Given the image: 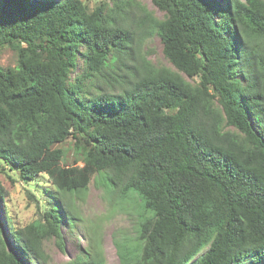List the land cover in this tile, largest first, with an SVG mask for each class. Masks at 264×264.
<instances>
[{
	"label": "trees",
	"instance_id": "trees-1",
	"mask_svg": "<svg viewBox=\"0 0 264 264\" xmlns=\"http://www.w3.org/2000/svg\"><path fill=\"white\" fill-rule=\"evenodd\" d=\"M152 2L161 18L141 0H0V53L17 57L0 65V174L55 187L15 247L0 233V264H45L52 238L67 253L65 199L93 179L152 213L138 260L114 242L120 264H264V0ZM153 36L172 68L143 53Z\"/></svg>",
	"mask_w": 264,
	"mask_h": 264
},
{
	"label": "rangeland",
	"instance_id": "rangeland-1",
	"mask_svg": "<svg viewBox=\"0 0 264 264\" xmlns=\"http://www.w3.org/2000/svg\"><path fill=\"white\" fill-rule=\"evenodd\" d=\"M82 1L93 9L99 2L109 0ZM141 2L158 17L163 16L154 7L152 0ZM162 49L160 38L153 36L144 46L143 53L156 66L172 68ZM16 61L17 57L11 49L1 51L0 65L3 68L14 67ZM56 148L66 152L62 166H73L77 156L73 151L72 139L56 145ZM0 181L5 190L0 204V233L12 248L11 246L15 247L12 230H20L38 220L41 213L49 209V191L55 193V187L47 175H41L34 181H23L15 171L1 173ZM65 201L75 216L68 217L70 225L67 219L64 220L61 228L67 253L75 255L81 247L85 249L94 245L103 259L102 264H120L114 244L116 242L129 262L139 259L140 225L152 213L141 208L136 196H131V199L124 198L120 192L113 191L93 179L87 191L69 194ZM43 250L45 264H62L70 259L69 254L60 249L55 238L45 241ZM30 257L24 259L26 264H43L42 259H35L32 255Z\"/></svg>",
	"mask_w": 264,
	"mask_h": 264
}]
</instances>
